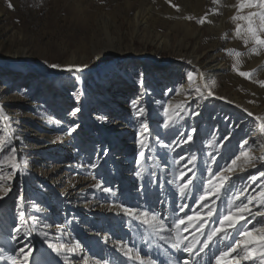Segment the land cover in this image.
<instances>
[{
    "label": "rangeland",
    "instance_id": "374dc122",
    "mask_svg": "<svg viewBox=\"0 0 264 264\" xmlns=\"http://www.w3.org/2000/svg\"><path fill=\"white\" fill-rule=\"evenodd\" d=\"M237 7L238 0H0V54L5 55L0 56V108L9 117L0 120V142L10 140L5 153L15 147L17 161L28 164L0 199L4 256L14 254L9 237L17 224L15 203L21 194L26 219L38 218L35 225L28 219L33 229L25 240L33 250L29 264H65V257L69 264H85V257L87 264H137L120 250L125 246L146 258L164 260L166 251L173 253L169 243L150 235L116 205L183 216L179 206L196 207L209 166L215 172L230 164L244 140L253 155H264L259 122L248 115L257 109L264 117V50L251 54L252 44L246 48L235 37V25L244 23L231 19ZM206 13L210 22L197 23ZM228 49L242 53L237 67L252 72L251 78L233 69L236 58ZM23 52L31 62L7 58ZM71 59L86 66L82 72L49 67ZM210 60L222 69L208 70L209 76L200 79L199 66L206 68ZM205 83L213 95H207ZM133 100L146 109L139 119ZM166 106L172 121L165 115ZM75 108L80 111L72 115ZM141 123L149 128L144 149L136 143ZM192 129L193 141L181 143ZM213 135L216 142L209 146ZM141 150L144 157L139 156ZM193 156L194 163L188 164ZM91 163L97 167H88ZM181 171L188 173L184 180ZM260 171L264 162L256 161L255 167L225 173L231 179L216 201L219 210H225L236 189L255 195L264 186ZM193 175L194 187L182 200L177 186ZM251 176L258 177L255 183ZM97 182L113 191L96 189ZM213 226L214 221L204 236L196 234L201 242ZM183 234L192 239L191 232ZM45 240L79 247L75 254L58 255ZM221 247L214 240L198 260L214 264ZM189 256H178L179 264Z\"/></svg>",
    "mask_w": 264,
    "mask_h": 264
},
{
    "label": "snow or ice",
    "instance_id": "6c2138e0",
    "mask_svg": "<svg viewBox=\"0 0 264 264\" xmlns=\"http://www.w3.org/2000/svg\"><path fill=\"white\" fill-rule=\"evenodd\" d=\"M170 2V0H169ZM217 0H213L216 3ZM10 8L11 4L8 5ZM179 10L178 6L172 5ZM244 9H255L254 11H248L247 14L241 15L240 13ZM207 13L205 16L197 20V23L204 24L207 21ZM186 19H196L193 16L185 17ZM233 21H243L244 23H237L235 25L234 35L236 38L242 40L244 46L247 48L251 43L252 47L249 49L251 54L260 55L261 51L264 50V0H238L237 14L232 16ZM229 55H233L236 58V62L233 64V69L239 73V75L245 78H251L252 72L239 71L237 65L241 63L240 57L242 53L238 50L228 49L226 50ZM49 67L53 69H59L61 71L68 72H82L84 67L82 65H60L50 64ZM189 80L192 79V73L188 74ZM142 82V74H141ZM261 86L264 87V81H261ZM204 89L207 90V95H213L211 87L205 83ZM196 91L201 96L204 93L200 88ZM134 109V116L139 119L142 117L146 109L140 107L136 100L131 102ZM182 105H177L176 109H182ZM79 108H75L72 115L79 112ZM247 111V110H245ZM165 115L168 117V121H172L173 117L169 114V108H164ZM199 115V113H194ZM249 116H253V113L248 112ZM255 121L259 122V131L264 136V117L255 116ZM9 117L3 113V109L0 108V120H8ZM165 128L169 127V123L165 122ZM76 130L75 127L70 129L69 134ZM196 129H192L187 134L186 141L182 140L181 143L192 142L193 133ZM145 133H149L147 123H141L136 143L140 145L141 149L148 147L147 136ZM183 135V134H182ZM216 142V137L213 135L212 139L208 142L209 146H212ZM10 140L0 142V153H4L2 159H0V199H4L11 191L10 182L19 172L23 174L24 170L28 167L27 161L23 164L17 161V149L11 147L5 153L6 145L10 144ZM259 143V141H257ZM248 140H244L241 145V152L239 155L231 159L230 164H225L223 168L217 169L215 172L209 166L208 178L203 181L201 195L196 198V207H190L187 204H181L179 211L184 213L183 216L172 217L165 216L161 213L150 212L146 210H138L123 205H116L117 208L121 209L124 215L129 216L131 219L136 220L139 224L144 226L150 235L159 236L160 239L165 240L166 243L170 244V247L177 251H183L189 255L195 254L199 256L201 253H205L214 240H218L223 247H221L217 253L214 254V264H264V186L260 187V190L255 195H248L247 189H236L232 196L227 200V206L223 212H221L216 204L221 198V193L226 189V183L230 182L231 177L225 173H231L240 168L243 170L244 166L255 167L256 161L264 162V155L255 156L252 154V150L248 148ZM264 146V145H262ZM166 147V145H165ZM145 153L143 150L139 152L140 157H144ZM243 157V163L238 165V161ZM184 160V157L180 158ZM196 157L193 156L188 160V164L194 163ZM215 159V158H213ZM140 161L138 160L137 163ZM180 161H177L179 163ZM188 164L184 167L187 168ZM90 168H96L95 163L88 165ZM10 168L11 172L6 171ZM192 171V169H188ZM186 171L179 173V178L184 180L187 176ZM137 176L141 173L137 172ZM259 178H264V171L259 172ZM195 176L185 180L179 184L178 193L182 200L187 199L190 191L194 187ZM249 179L255 183L258 179L257 176H251ZM171 183V181H169ZM94 187L103 191L104 193H111L113 190L110 187H105L102 182H97ZM211 201V203H209ZM253 206L257 209L253 211ZM16 214L17 224L12 229V235L9 237V243L14 247V254L4 256V248L0 247V261H6V264H29L30 257L33 254L32 247L25 240L30 236L32 228L29 227L28 219L34 221V225L38 223V218L30 217L26 219V211L24 209V196L18 195L16 198ZM188 208L189 212H185ZM190 213V214H189ZM119 214V213H117ZM260 219H257V218ZM215 222V226L207 231V238L202 242L196 235L199 233L200 236L205 235V231L211 222ZM48 227L47 225H45ZM170 233L168 237H164L161 233ZM192 233V239L189 240L187 235L183 233ZM45 237L47 233L43 234ZM24 237V239H21ZM48 248L52 249L58 255L62 253L75 254L77 244L75 247H68L65 244H57L51 241L45 240ZM147 243V241H145ZM22 245V246H17ZM201 245L197 251L196 246ZM124 252V255L129 259L138 261L139 264H156V261L152 258H145L141 256L140 252L133 246H125L120 249ZM65 264H69L68 258L65 257ZM85 264H87V258L85 257ZM104 264H109L108 261H104ZM179 264V261L176 262ZM183 264H191V261L184 260Z\"/></svg>",
    "mask_w": 264,
    "mask_h": 264
},
{
    "label": "bare ground",
    "instance_id": "6f19581e",
    "mask_svg": "<svg viewBox=\"0 0 264 264\" xmlns=\"http://www.w3.org/2000/svg\"><path fill=\"white\" fill-rule=\"evenodd\" d=\"M1 12V11H0ZM1 16V15H0ZM139 19H138V17H137V23H139ZM223 27V24H222V26L220 27V28H222ZM190 33V32H189ZM163 35V34H162ZM164 39V38H163ZM160 40V39H159ZM160 42V41H159ZM2 45V44H1ZM159 46V45H158ZM4 47V46H3ZM2 48V47H1ZM192 55V54H191ZM0 56H5L4 54H0ZM7 58H9V60H17V59H19V60H22V61H24V62H31L30 60L31 59H29L30 57H28V56H26L25 55V52H23L22 53V55L20 56V55H18V54H14V55H10V56H8ZM194 60H197V57H195V58H193ZM64 65H80V63L79 62H76L74 59H71V60H69L68 62H66ZM208 65V66H207ZM206 68H202L201 66H199V74H200V79L202 78H205V77H207V76H209V74L207 73V71L208 70H210V71H220L222 68H221V64L218 62V61H216V60H210L207 64H206ZM205 67V66H204ZM232 103H235V101L234 102H232ZM249 111V110H248ZM251 113H253V116H250V117H255V116H258V114H259V112H258V110L257 109H251V111H250ZM103 132V131H102ZM255 135H257L256 133H254ZM253 134V135H254ZM258 136H259V134H258ZM166 237V236H165ZM166 248V247H165ZM196 248H197V250H198V247L196 246ZM163 252V251H162ZM174 252H177V254H175ZM165 253H167L166 254V257H165V259L164 260H162V259H158V258H154V256L152 257H149V258H152V259H154L155 261H156V264H176V262L178 261V256H186L188 253H185V252H183V251H177L176 249H174L173 250V253H169V251L167 252H165ZM141 254V253H140ZM151 255V254H150ZM141 256H143V257H145L144 255H142L141 254ZM148 256V255H147ZM157 256V255H156ZM146 258V257H145ZM78 260V259H77ZM188 260L189 261H191V264H201L200 263V261L198 260V256H195V254H193V255H190L189 257H188ZM80 261V260H79ZM137 262V264H139V262L138 261H136ZM73 263H74V261H73ZM82 263V262H81Z\"/></svg>",
    "mask_w": 264,
    "mask_h": 264
}]
</instances>
